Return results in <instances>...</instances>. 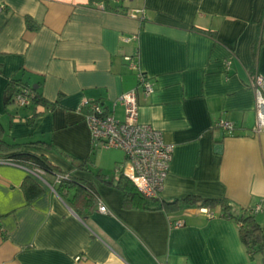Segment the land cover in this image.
Returning <instances> with one entry per match:
<instances>
[{
	"label": "crops",
	"instance_id": "obj_1",
	"mask_svg": "<svg viewBox=\"0 0 264 264\" xmlns=\"http://www.w3.org/2000/svg\"><path fill=\"white\" fill-rule=\"evenodd\" d=\"M133 54L155 88L138 91L139 121L174 146L159 197L224 198L237 211L261 205L264 225V132H253L251 86L254 73L264 76V0H0V138L90 177L99 195L83 217L71 204L76 189H56L59 173L41 178L0 163V264H264L220 206H125L119 186L73 163L90 159L91 168L118 175L124 151L92 149L81 107L98 100L124 117L118 100L137 86L125 59ZM11 79L42 101L6 105ZM220 119L235 130L216 127ZM28 183L41 189L33 199Z\"/></svg>",
	"mask_w": 264,
	"mask_h": 264
},
{
	"label": "built area",
	"instance_id": "obj_2",
	"mask_svg": "<svg viewBox=\"0 0 264 264\" xmlns=\"http://www.w3.org/2000/svg\"><path fill=\"white\" fill-rule=\"evenodd\" d=\"M124 2L126 0H116ZM134 12H142L136 9ZM127 12L130 16L136 17L135 13ZM128 66L135 70L137 77L136 88L129 90L119 98V103L124 108V117L117 118L106 106L98 100H84L82 111L90 128L92 146L98 148L121 149L125 153V161L118 166L117 174H124L138 188L140 192L148 197L160 196L164 189L165 180L169 174L173 158L174 146L166 142L163 132L150 124H144L139 121V94L143 91L150 95L155 91L154 85L146 73H144L138 61V55L125 56ZM230 62H228V66ZM251 86L255 93V111L257 115L254 126V134L264 132V76L260 73H254ZM35 90L29 85L21 84L13 95L12 102L17 106L26 107L33 104L35 100ZM216 127L226 131H234L233 122L220 119L215 123ZM0 163L22 165L12 159L0 157ZM30 173L43 178L47 173L41 168H27ZM67 176V174H66ZM64 175L58 174L55 183L61 181ZM261 205L254 207L257 212ZM99 210L108 213L109 209L101 201ZM208 216H213L208 208H202ZM173 227L184 225V221L175 220ZM3 228L0 227V234H3Z\"/></svg>",
	"mask_w": 264,
	"mask_h": 264
},
{
	"label": "trees",
	"instance_id": "obj_3",
	"mask_svg": "<svg viewBox=\"0 0 264 264\" xmlns=\"http://www.w3.org/2000/svg\"><path fill=\"white\" fill-rule=\"evenodd\" d=\"M27 21L28 26L32 27L30 18H28ZM21 84L27 85L19 79H11L9 81L4 94V102L6 105L12 102L13 95L16 93L18 86ZM33 89L36 93L33 103L37 104L42 101V98L37 90L35 88ZM92 149L94 151L96 150L95 147H92ZM0 154L2 155L0 157L12 159L31 169L41 168L47 174L56 172L64 175L61 181L58 183L54 182V185L56 186L57 190H61L62 188L69 189L72 187L76 189L75 195L71 199V204L83 217V212L87 211L90 213V211L99 201L98 192L90 177L77 176L72 172L57 170L46 156L24 150L23 144L21 143H11L4 140L3 138H0ZM73 163L83 169V171H88L100 181L106 184H114L119 186L124 194L123 204L125 206H137L151 210L162 208L181 210L193 206L209 207V209H211L212 207L220 206L224 216L232 218L238 222L239 235L241 241L247 249L249 256L254 258L257 254L264 255V225L259 221L257 212L254 211V208H247L237 211L233 209L231 203L224 198H207L194 194L172 200H166L160 198L159 196L148 197L140 192L136 185L124 174L111 176L102 169H93L90 167V159L84 161L73 160ZM117 169L118 167L115 168V171ZM28 178L30 177L28 176ZM25 187L29 199L35 198L41 192V189L35 183H28L27 185L25 184Z\"/></svg>",
	"mask_w": 264,
	"mask_h": 264
},
{
	"label": "rangeland",
	"instance_id": "obj_4",
	"mask_svg": "<svg viewBox=\"0 0 264 264\" xmlns=\"http://www.w3.org/2000/svg\"><path fill=\"white\" fill-rule=\"evenodd\" d=\"M97 150V149H96ZM259 219V218H258Z\"/></svg>",
	"mask_w": 264,
	"mask_h": 264
}]
</instances>
